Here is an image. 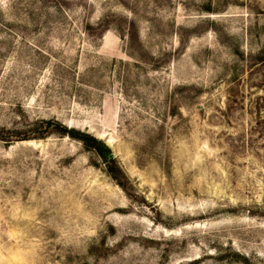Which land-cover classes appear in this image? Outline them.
<instances>
[{
  "label": "rangeland",
  "instance_id": "374dc122",
  "mask_svg": "<svg viewBox=\"0 0 264 264\" xmlns=\"http://www.w3.org/2000/svg\"><path fill=\"white\" fill-rule=\"evenodd\" d=\"M0 264H264V0H0Z\"/></svg>",
  "mask_w": 264,
  "mask_h": 264
},
{
  "label": "trees",
  "instance_id": "16d2710c",
  "mask_svg": "<svg viewBox=\"0 0 264 264\" xmlns=\"http://www.w3.org/2000/svg\"><path fill=\"white\" fill-rule=\"evenodd\" d=\"M128 35L129 38L135 39L136 38V34L135 31L133 29H129L128 31ZM156 65V66H155ZM160 64L158 63H154V68L159 67ZM52 132H58L62 135H69L72 138H76L79 139L83 142L84 146L88 149V150H93L95 151L99 156H101L105 162L108 165V171L109 173L116 178L119 181V174L121 173V170L118 168L116 161L114 159V157H108V154L110 153V149L108 148V146H106L104 144V142L96 137L90 136L87 133L81 132L75 128L72 127H67L63 124H61L60 122H58L57 120H53V119H47V120H42L40 121V127L38 130V134H36L37 136L35 137H44L49 133ZM16 139L22 136H14ZM11 138L9 139L10 141L14 139ZM122 183V182H121Z\"/></svg>",
  "mask_w": 264,
  "mask_h": 264
},
{
  "label": "water",
  "instance_id": "95a60500",
  "mask_svg": "<svg viewBox=\"0 0 264 264\" xmlns=\"http://www.w3.org/2000/svg\"><path fill=\"white\" fill-rule=\"evenodd\" d=\"M108 157H114V153L113 152H110L109 154H108Z\"/></svg>",
  "mask_w": 264,
  "mask_h": 264
}]
</instances>
